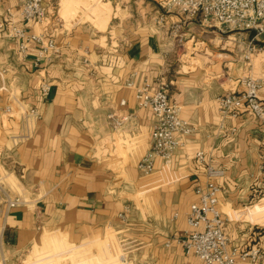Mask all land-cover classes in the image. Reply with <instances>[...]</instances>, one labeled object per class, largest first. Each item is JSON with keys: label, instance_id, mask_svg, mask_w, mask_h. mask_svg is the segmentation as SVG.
I'll use <instances>...</instances> for the list:
<instances>
[{"label": "crops", "instance_id": "obj_1", "mask_svg": "<svg viewBox=\"0 0 264 264\" xmlns=\"http://www.w3.org/2000/svg\"><path fill=\"white\" fill-rule=\"evenodd\" d=\"M22 1L0 0V18L8 10L16 13ZM91 1L44 0L43 32L58 50L38 69L31 64L36 45L23 62L16 42L0 34V162L9 163L0 168L5 186L27 199L8 210L0 205V264L47 231L102 226L115 230L141 264H200L175 242L188 230L185 215L204 183L197 152L225 170L218 184L231 242L259 244L258 228L246 221L256 224L264 216V133L245 109L221 120L216 99L242 91L240 80L252 78L262 83L264 107V35L224 33L200 17L183 19L174 12L160 24L165 0H141L146 17L125 21V37L118 34L122 22L112 27V21L128 15L127 8L113 9L112 16V0H93L98 28L108 24L104 38L94 27L60 18V12L71 15ZM42 79L51 85L47 97L39 90ZM130 79L154 87L168 83L181 119L193 129L172 160H155L148 176L137 165L151 146L153 115L138 106L126 87ZM29 108L37 116L26 122L22 114ZM110 114L123 120L121 130L110 127ZM65 244L59 236H43L46 251H35V261L62 252Z\"/></svg>", "mask_w": 264, "mask_h": 264}, {"label": "built area", "instance_id": "obj_2", "mask_svg": "<svg viewBox=\"0 0 264 264\" xmlns=\"http://www.w3.org/2000/svg\"><path fill=\"white\" fill-rule=\"evenodd\" d=\"M163 10L156 20L160 24L165 22L167 14L174 12L183 19L200 17L205 24L219 26L224 33L248 31L254 33V38L264 35V0H165ZM17 18L19 21L16 22ZM46 24L44 0H23L16 13L8 10L6 16L0 18V34L7 32L16 42L17 55L23 62L28 60L30 47L36 45V57L31 64L38 69L42 63H50L58 50L53 36L43 32ZM32 27L37 32L32 33ZM240 85L242 91L232 89L216 99L221 120L228 116L237 117L245 109L264 133V107L258 97L262 83L244 78ZM126 87L134 92L138 106L150 110L153 115L151 146L137 165L138 170L148 176L153 172L155 160L160 159L165 164L172 160L174 154L185 146L193 129L181 119V108L172 102L169 84L165 81L154 87L148 82L136 85L130 79ZM39 90L42 97H47L51 92L50 83L42 79ZM10 111L8 107L6 112ZM36 116L35 108L22 114L26 122ZM108 119L114 131L122 129V119L113 114ZM235 132L236 129H232L229 134ZM195 158L204 167V183L196 190L199 201L185 215L188 230L183 238L175 240L176 244L186 257H193L200 264H259L262 260L260 248L235 245L225 232L226 217L221 210V187L218 184L225 176V170L213 166L203 152H197ZM2 172L0 205L7 210L26 205L25 196L13 195L5 186ZM170 245V241L166 243L167 247Z\"/></svg>", "mask_w": 264, "mask_h": 264}, {"label": "rangeland", "instance_id": "obj_3", "mask_svg": "<svg viewBox=\"0 0 264 264\" xmlns=\"http://www.w3.org/2000/svg\"><path fill=\"white\" fill-rule=\"evenodd\" d=\"M95 2H89L88 6L81 7L77 11L70 14H62L60 18L66 22L84 23L86 26L94 27L95 31L100 33L101 37L107 34L108 24L104 29H99L96 24V15L93 13ZM121 6L123 10L127 8V14H122V18L112 21V27L122 22L118 34L119 37H125L127 30L125 21H131L132 24L140 23L146 16L142 13L145 5L141 0H112V16L113 9ZM111 13V12H110ZM110 20V19H109ZM104 38V37H103ZM104 40V39H103ZM5 167L8 162L2 160ZM1 166V165H0ZM2 167V166H1ZM0 171L2 172L1 168ZM12 182V181H11ZM263 201L253 204L249 209H253L256 205ZM248 210V209H247ZM232 218V217H231ZM235 216H233V219ZM247 224L255 225L258 228L259 238L261 242L255 245L261 249L262 260L259 264H264V216L258 223L246 221ZM59 236L66 243L62 252H49L45 257L40 259L38 263L35 261V251L44 253L46 250L42 248L43 236ZM37 243L21 254L10 257L4 264H141L139 257L128 254V247L122 243L119 234L109 226H102L99 229L91 230L87 228H79L77 230H55L47 231ZM123 237V236H122ZM48 252V251H47ZM45 255V254H44ZM124 258L125 262H122Z\"/></svg>", "mask_w": 264, "mask_h": 264}]
</instances>
